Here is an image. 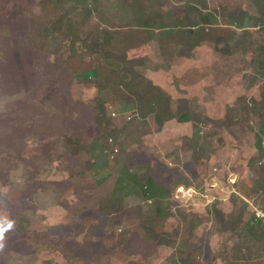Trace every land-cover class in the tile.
Masks as SVG:
<instances>
[{
  "label": "rangeland",
  "instance_id": "rangeland-1",
  "mask_svg": "<svg viewBox=\"0 0 264 264\" xmlns=\"http://www.w3.org/2000/svg\"><path fill=\"white\" fill-rule=\"evenodd\" d=\"M263 12L0 0V264H264V227L246 236L264 212ZM125 172L168 191L164 217L122 193L112 213Z\"/></svg>",
  "mask_w": 264,
  "mask_h": 264
},
{
  "label": "trees",
  "instance_id": "trees-1",
  "mask_svg": "<svg viewBox=\"0 0 264 264\" xmlns=\"http://www.w3.org/2000/svg\"><path fill=\"white\" fill-rule=\"evenodd\" d=\"M157 18H159V15L154 14L150 20L154 21ZM262 20L264 22V12L262 14ZM162 102L164 101L162 100L161 91L157 89L155 94L150 93L146 106L150 113H157ZM120 193H122L123 198L134 196L143 197L146 202L153 204L150 207L149 212L150 214L155 215H152V217L165 216V210L169 204L168 200L170 196L168 191H166V189L162 187L161 184L157 183L152 178L142 181L137 175H132L131 172H125L124 174L118 176L113 189L112 197L110 198V202L112 203V213H117L123 205L122 200L118 202L114 200ZM248 225L250 227L246 229V236L251 240L256 241L255 237L260 236L259 232L263 230L264 223L255 220L254 217V219L249 221Z\"/></svg>",
  "mask_w": 264,
  "mask_h": 264
},
{
  "label": "built area",
  "instance_id": "built-area-1",
  "mask_svg": "<svg viewBox=\"0 0 264 264\" xmlns=\"http://www.w3.org/2000/svg\"><path fill=\"white\" fill-rule=\"evenodd\" d=\"M113 116H114V114H113ZM113 142L114 141L112 139L109 140L110 145H113ZM114 153H118V150L115 149ZM232 177L234 178V181L237 180V178H238L236 175H233ZM180 190H183V189H180ZM255 220L261 221L264 223V212L262 213L261 211L255 210Z\"/></svg>",
  "mask_w": 264,
  "mask_h": 264
}]
</instances>
